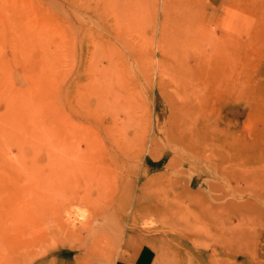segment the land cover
Returning <instances> with one entry per match:
<instances>
[{
    "label": "rangeland",
    "instance_id": "1",
    "mask_svg": "<svg viewBox=\"0 0 264 264\" xmlns=\"http://www.w3.org/2000/svg\"><path fill=\"white\" fill-rule=\"evenodd\" d=\"M145 247L264 264V0H0V264Z\"/></svg>",
    "mask_w": 264,
    "mask_h": 264
},
{
    "label": "crops",
    "instance_id": "2",
    "mask_svg": "<svg viewBox=\"0 0 264 264\" xmlns=\"http://www.w3.org/2000/svg\"><path fill=\"white\" fill-rule=\"evenodd\" d=\"M156 259L157 257L154 249L145 247L134 253L131 264H155Z\"/></svg>",
    "mask_w": 264,
    "mask_h": 264
},
{
    "label": "bare ground",
    "instance_id": "3",
    "mask_svg": "<svg viewBox=\"0 0 264 264\" xmlns=\"http://www.w3.org/2000/svg\"><path fill=\"white\" fill-rule=\"evenodd\" d=\"M107 4H108V3H107ZM85 6H87V5H85ZM91 6H92V5H91ZM88 7H89V6H88ZM106 8H107V7H106ZM84 9H85V8H84ZM88 9H89V8H88ZM88 9H87V10H88ZM93 10H94V9H93ZM89 12H90V11H89ZM129 12H130V11H129ZM147 213H150V212H147Z\"/></svg>",
    "mask_w": 264,
    "mask_h": 264
}]
</instances>
